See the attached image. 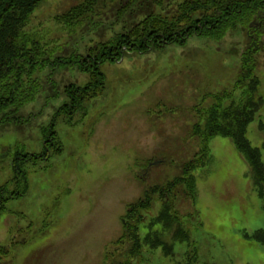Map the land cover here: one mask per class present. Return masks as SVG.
Instances as JSON below:
<instances>
[{"label":"rangeland","instance_id":"obj_1","mask_svg":"<svg viewBox=\"0 0 264 264\" xmlns=\"http://www.w3.org/2000/svg\"><path fill=\"white\" fill-rule=\"evenodd\" d=\"M82 1L44 0L33 10L25 31L40 40L45 58L86 55L89 47L111 34L114 20L107 10L118 0H105L108 8L102 18H94L101 23L96 28L87 21L73 27L58 19ZM182 1L165 4L163 12H173ZM247 35L239 25L218 41L192 35L182 45L105 62L100 67L104 89L75 109L65 90L72 84L84 87L86 73L61 66L53 74L54 90H49L45 72H35L38 93L18 112L10 107L9 122L0 125V187L23 189L13 169L16 158L24 162L27 186L24 195L7 201L0 213V246L8 249L1 260L185 264L195 254V264H264V247L250 237L264 229L262 203L230 139L210 140L204 165L190 173L193 200L185 183L171 188L182 174L181 165L200 159V141L192 128L203 127V111L216 102L215 95L232 91L234 99L239 96L234 84ZM261 37L264 42V34ZM256 61L263 103L247 127V138L260 149L264 162V51ZM22 80L30 88L29 78ZM230 102L221 101L222 107ZM147 194L151 203L140 212L144 222L139 236L154 233L173 244L172 256L144 245L129 257L130 245H115L124 233L122 218L129 205ZM166 201L174 205L173 221L153 225ZM179 228L188 232V241L174 239Z\"/></svg>","mask_w":264,"mask_h":264},{"label":"trees","instance_id":"obj_2","mask_svg":"<svg viewBox=\"0 0 264 264\" xmlns=\"http://www.w3.org/2000/svg\"><path fill=\"white\" fill-rule=\"evenodd\" d=\"M42 1L44 0H0V125L9 122L7 110L10 107H13V113L18 112L26 102L34 99L40 88L36 83L38 80L32 79L36 73L45 72L46 87L49 90H54L53 74L61 66L69 65L86 73L89 79L84 87L72 84L65 90L75 109L83 105L82 101L93 99L104 89L105 76L100 67L105 62H119L128 53L145 54L162 50L168 45H182L192 35L218 41L223 33L236 26L247 29L248 45L241 54L238 77L234 84V89L239 90V96L234 99L232 91L215 95L216 102L203 111L206 116L203 127L196 124L192 128V135L200 141V148L197 150L200 159L193 158L184 162L180 167L182 174L175 178L178 181L171 188L185 183L193 200L194 176L190 173L204 165L210 140L221 136L231 140L246 163L264 212V162L260 149L253 146L247 138V127L255 119L263 103L262 97L258 95L259 80L255 71L258 66L256 56L264 51L261 37L264 34V0H184L176 10L167 13L163 12L164 5L174 0H118L107 10L114 20L109 27V37L89 47L86 55H71L54 60L51 57L45 58L40 40L25 31L29 17ZM104 5L105 0H83L70 7L58 19L73 27L87 21L96 28L101 23L94 22V18L103 17L108 8H104ZM119 24L124 25L119 30L112 31ZM24 77L29 78L30 88L22 80ZM223 100L231 102L222 107ZM16 160L13 169L21 177L24 187L21 191L19 187L13 191L0 187V213L4 211L7 201L19 198L26 192L25 174L21 169L24 162ZM164 196L162 192L161 197ZM150 203L151 196L147 194L137 203L129 205L122 218L124 233L117 238L115 245L120 242L130 245L129 257L139 253L144 245H149L151 249L161 248L166 256L174 254L173 244L159 239L156 234L139 236V226L144 222V216L140 212L147 209ZM173 209L171 202H164L161 213L153 219L152 224L173 221ZM174 236L177 241H188V232L184 228H179ZM250 237L264 247V229L256 230ZM7 253L8 249L0 246V264H7L1 260V256ZM194 260L195 254L189 256L185 264H195ZM130 261L131 259L125 264Z\"/></svg>","mask_w":264,"mask_h":264},{"label":"water","instance_id":"obj_3","mask_svg":"<svg viewBox=\"0 0 264 264\" xmlns=\"http://www.w3.org/2000/svg\"><path fill=\"white\" fill-rule=\"evenodd\" d=\"M154 164H157L156 162Z\"/></svg>","mask_w":264,"mask_h":264}]
</instances>
